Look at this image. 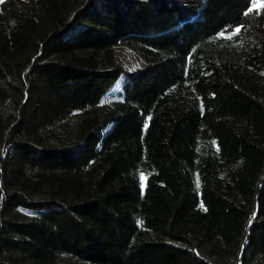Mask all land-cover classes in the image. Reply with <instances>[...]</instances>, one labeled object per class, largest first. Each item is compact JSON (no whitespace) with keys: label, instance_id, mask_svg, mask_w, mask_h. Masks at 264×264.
<instances>
[{"label":"trees","instance_id":"16d2710c","mask_svg":"<svg viewBox=\"0 0 264 264\" xmlns=\"http://www.w3.org/2000/svg\"><path fill=\"white\" fill-rule=\"evenodd\" d=\"M249 7L0 0V264H264Z\"/></svg>","mask_w":264,"mask_h":264},{"label":"rangeland","instance_id":"374dc122","mask_svg":"<svg viewBox=\"0 0 264 264\" xmlns=\"http://www.w3.org/2000/svg\"><path fill=\"white\" fill-rule=\"evenodd\" d=\"M259 6L260 5L258 3L257 7ZM114 55L118 62L130 69L138 68L141 65V60L137 57V55L125 46H118L115 49Z\"/></svg>","mask_w":264,"mask_h":264},{"label":"snow or ice","instance_id":"6c2138e0","mask_svg":"<svg viewBox=\"0 0 264 264\" xmlns=\"http://www.w3.org/2000/svg\"><path fill=\"white\" fill-rule=\"evenodd\" d=\"M250 2H251V7H249L248 11L244 13L245 15H248L250 12L253 11V9H256L258 3L260 5V7H264V0H250ZM257 14H259V13H257ZM239 31H240L239 27H237L234 30L235 33H239ZM221 35H223V34H221Z\"/></svg>","mask_w":264,"mask_h":264}]
</instances>
